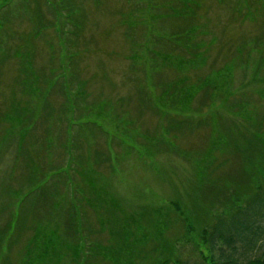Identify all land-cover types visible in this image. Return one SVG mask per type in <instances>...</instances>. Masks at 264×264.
Returning a JSON list of instances; mask_svg holds the SVG:
<instances>
[{
    "label": "rangeland",
    "instance_id": "obj_1",
    "mask_svg": "<svg viewBox=\"0 0 264 264\" xmlns=\"http://www.w3.org/2000/svg\"><path fill=\"white\" fill-rule=\"evenodd\" d=\"M258 188L264 0H0V264H208Z\"/></svg>",
    "mask_w": 264,
    "mask_h": 264
},
{
    "label": "trees",
    "instance_id": "obj_2",
    "mask_svg": "<svg viewBox=\"0 0 264 264\" xmlns=\"http://www.w3.org/2000/svg\"><path fill=\"white\" fill-rule=\"evenodd\" d=\"M245 199L244 206L230 208L227 212L214 217L210 223H206L202 243L208 246L212 254L218 252V256L215 259L212 256L208 264H264V228L261 224L264 220V188L256 189L248 199ZM125 226L126 224L121 229H126ZM124 232L120 233L121 238L124 237ZM145 236L150 238L148 234ZM94 249L95 254L100 255L103 260L115 264V255H109L107 249L103 250L96 246ZM224 249H227L228 253ZM160 250L158 247L154 248L150 250V254L154 253L157 256ZM123 257L118 264H121ZM167 258L154 264H173ZM124 264L131 263L125 261ZM175 264L182 263L175 258Z\"/></svg>",
    "mask_w": 264,
    "mask_h": 264
}]
</instances>
